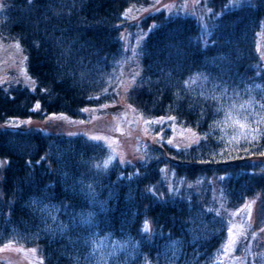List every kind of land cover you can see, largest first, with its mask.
<instances>
[{"label":"trees","instance_id":"trees-1","mask_svg":"<svg viewBox=\"0 0 264 264\" xmlns=\"http://www.w3.org/2000/svg\"><path fill=\"white\" fill-rule=\"evenodd\" d=\"M155 1L2 0L0 38L21 46L35 86L0 85V123L47 113L87 120L86 110L105 113L101 108L122 96L152 134L168 139L176 128L193 129L198 138L181 147L152 136L131 163L109 157L89 135L0 129L7 159L0 245H37L44 264H264V0L222 10L206 38L193 17L163 10L124 27L126 16ZM227 1L206 5L214 12ZM151 22L136 48L135 79L120 96L130 60L123 27ZM228 115L258 129L222 154L214 133ZM83 182L96 188L94 196L82 191ZM254 201V222L242 219L243 236L231 248L236 257L225 259L236 222L227 214ZM44 205L55 208V228Z\"/></svg>","mask_w":264,"mask_h":264},{"label":"rangeland","instance_id":"rangeland-1","mask_svg":"<svg viewBox=\"0 0 264 264\" xmlns=\"http://www.w3.org/2000/svg\"><path fill=\"white\" fill-rule=\"evenodd\" d=\"M0 0V7H1ZM254 0H228L222 9L212 11L206 5V0H156L152 5L144 9H138L135 15L125 17L124 27L136 24L140 19L146 15L153 14L157 10H163L168 15H185L193 17L200 25L201 33L206 38L209 30L212 28L215 17L220 12L226 9L238 8L242 5H252ZM1 9V8H0ZM133 10H129L128 13ZM264 23H262L263 25ZM154 24L151 22L147 29L133 28L129 30L123 27L121 39L124 50L128 46L130 57H127V62L123 63L121 69L122 78L119 85L120 96L123 90L132 83L136 74L133 71L137 70L139 55L136 56V48L141 43V38H144L146 32L150 30ZM259 38V32L257 33V40ZM263 42H259L258 48L261 50V55L264 60V34L262 37ZM258 49V51H259ZM128 68L129 70H123ZM134 71V72H135ZM138 76V75H137ZM4 83H18L27 87L30 90L34 89L35 81L28 74L26 70V55L21 49V46L16 41L4 42L0 38V85ZM118 91V92H119ZM123 104L124 109L116 113H101L98 109H89V118L86 120H73L65 115L47 113L38 118H9L3 123H0V129H31L40 131L42 133L62 132L68 136L82 134L89 135L92 138L102 142L108 152L109 157L119 158L124 162H131L134 160L140 161L142 156L140 151L143 150L145 144L149 139L154 136L157 140H163L170 145H178L181 147L193 144L197 138V133L193 129L182 130L180 128L175 129V133L170 135L168 139H165L164 132L162 135L158 133L156 135L151 133V125H147L142 118L134 112V110L128 108L123 102L122 96L116 102ZM103 106L101 109L104 110ZM40 109L39 103L35 102L32 107L33 111ZM215 135L219 136L222 141L221 152L223 149L225 152L236 151V144L242 140H252L256 136L257 124L253 120H247L235 115H228L217 123ZM7 164V159L0 156V181L3 177V170ZM166 187L172 189V174L165 172ZM82 191L89 196L96 194V188L91 183L83 182ZM201 185L200 181L194 183V188L199 189ZM243 207L235 210L232 214L228 213L227 216L234 218L236 222L232 223V231L226 246L225 259H229L231 256L236 257L233 254L231 248L242 238L245 227L239 228L242 225V219L246 218L248 224L254 222L255 201L251 204L246 203ZM53 206L44 205L42 211L48 213L51 217V221L47 224L49 228H55L56 224L53 223ZM260 234L258 235L259 241H264V225H260ZM44 264L41 252L37 245L24 246L13 243H7L0 245V264ZM228 264H243L241 258L229 259Z\"/></svg>","mask_w":264,"mask_h":264},{"label":"water","instance_id":"water-1","mask_svg":"<svg viewBox=\"0 0 264 264\" xmlns=\"http://www.w3.org/2000/svg\"><path fill=\"white\" fill-rule=\"evenodd\" d=\"M124 105L120 104V103H114L111 105H107L104 107V111L108 112V113H116L122 109H124Z\"/></svg>","mask_w":264,"mask_h":264}]
</instances>
